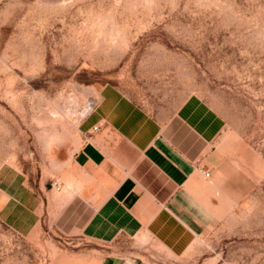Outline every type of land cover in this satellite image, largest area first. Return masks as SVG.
Wrapping results in <instances>:
<instances>
[{
    "label": "rangeland",
    "instance_id": "rangeland-1",
    "mask_svg": "<svg viewBox=\"0 0 264 264\" xmlns=\"http://www.w3.org/2000/svg\"><path fill=\"white\" fill-rule=\"evenodd\" d=\"M105 83L159 118L189 98L218 114L217 143L251 184L201 245L218 264H264V0H0V264H54L86 245L26 232L25 213L1 203L72 154Z\"/></svg>",
    "mask_w": 264,
    "mask_h": 264
},
{
    "label": "crops",
    "instance_id": "crops-1",
    "mask_svg": "<svg viewBox=\"0 0 264 264\" xmlns=\"http://www.w3.org/2000/svg\"><path fill=\"white\" fill-rule=\"evenodd\" d=\"M221 128L200 100L159 118L105 83L78 122L72 154L35 187L4 193L1 207L25 213L26 232L45 226L86 244L60 250L54 264H218L201 242L251 184L219 147ZM123 238L145 242L125 250L115 245Z\"/></svg>",
    "mask_w": 264,
    "mask_h": 264
},
{
    "label": "bare ground",
    "instance_id": "bare-ground-1",
    "mask_svg": "<svg viewBox=\"0 0 264 264\" xmlns=\"http://www.w3.org/2000/svg\"><path fill=\"white\" fill-rule=\"evenodd\" d=\"M92 103H93V101H89L83 106L82 116L89 111V109L91 108Z\"/></svg>",
    "mask_w": 264,
    "mask_h": 264
},
{
    "label": "built area",
    "instance_id": "built-area-1",
    "mask_svg": "<svg viewBox=\"0 0 264 264\" xmlns=\"http://www.w3.org/2000/svg\"><path fill=\"white\" fill-rule=\"evenodd\" d=\"M95 128V127H94ZM207 175V173H205Z\"/></svg>",
    "mask_w": 264,
    "mask_h": 264
}]
</instances>
